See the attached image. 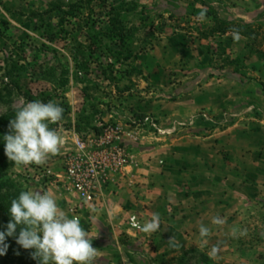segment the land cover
I'll list each match as a JSON object with an SVG mask.
<instances>
[{"label": "rangeland", "instance_id": "obj_1", "mask_svg": "<svg viewBox=\"0 0 264 264\" xmlns=\"http://www.w3.org/2000/svg\"><path fill=\"white\" fill-rule=\"evenodd\" d=\"M112 7L119 10L111 13ZM215 7L210 0H0V118L15 116L24 103L34 100L53 101L64 110L62 119L50 125L61 138L57 153L41 165L10 163L7 177L25 190L48 192L62 210L66 199L61 203L54 189L69 191L62 155L72 150L74 133L118 123L125 133L123 143H137L143 137L140 123L150 124L157 135L186 127L221 131L231 126L233 115L196 112L161 130L149 113L153 101L191 94L210 77L232 75L238 83L255 81L264 91V22L246 26L228 21ZM115 16L127 32L121 44L109 35L108 23ZM225 27L245 37L246 47L213 38ZM161 58L165 63L170 59L166 68L159 64ZM128 152L129 166L135 168V157ZM251 170L249 180L255 182L256 166ZM123 184L129 190L128 182ZM140 184L131 190L137 202ZM75 199V216L83 222L96 206L78 210ZM263 207L264 196L255 194L245 211L233 209V264H264ZM203 255L176 258L174 264H212Z\"/></svg>", "mask_w": 264, "mask_h": 264}, {"label": "crops", "instance_id": "obj_2", "mask_svg": "<svg viewBox=\"0 0 264 264\" xmlns=\"http://www.w3.org/2000/svg\"><path fill=\"white\" fill-rule=\"evenodd\" d=\"M210 4H216L222 19L246 26L264 22V0H210ZM217 37L227 44L247 45V39L235 32L215 33L213 38ZM165 60L158 61L164 68L170 59ZM205 81L191 94L153 101L149 113L155 115L154 127L166 130L172 120L183 121L196 112L233 115L231 126L221 131L186 127L157 135L151 133L150 124L140 123L143 137L124 143L137 165L114 177L92 215L81 222L96 249L93 264H149L147 259H153L152 264H174L176 258L191 259L200 253L212 264H233L237 254L231 233L237 218L233 209L240 207L242 213L255 194L264 196V142L258 141L264 138V91L259 83H238L232 75ZM125 181L131 189L122 188ZM137 183H142L138 202L131 191ZM54 190L61 203L68 202L62 211L72 217L74 195L64 188ZM153 213L160 216L156 231L144 233L130 226L131 217L143 225ZM201 227L207 232L202 234Z\"/></svg>", "mask_w": 264, "mask_h": 264}, {"label": "clouds", "instance_id": "obj_3", "mask_svg": "<svg viewBox=\"0 0 264 264\" xmlns=\"http://www.w3.org/2000/svg\"><path fill=\"white\" fill-rule=\"evenodd\" d=\"M238 38V37H237ZM63 108L53 101H28L9 120L8 131L0 136L4 155L18 167L41 165L57 153L61 138L50 127L62 119ZM9 221L0 231V256L8 245L6 237H15L20 248L31 249L37 264H93L96 249L78 216L69 218L48 192L22 190L11 199ZM160 216L153 213L143 225L144 233L159 228ZM201 233L207 229L201 227Z\"/></svg>", "mask_w": 264, "mask_h": 264}, {"label": "built area", "instance_id": "obj_4", "mask_svg": "<svg viewBox=\"0 0 264 264\" xmlns=\"http://www.w3.org/2000/svg\"><path fill=\"white\" fill-rule=\"evenodd\" d=\"M124 134L118 123L104 124L98 132L74 133L72 150L62 155V163L66 187L76 198L78 210L93 209L114 177L130 165L132 156L123 143ZM75 212L70 211L72 216ZM130 226L137 227L133 217Z\"/></svg>", "mask_w": 264, "mask_h": 264}, {"label": "trees", "instance_id": "obj_5", "mask_svg": "<svg viewBox=\"0 0 264 264\" xmlns=\"http://www.w3.org/2000/svg\"><path fill=\"white\" fill-rule=\"evenodd\" d=\"M119 9L117 7H112L110 9L111 13H116ZM119 18L117 16L110 19L109 25V35L112 38H117V43L121 44L124 37L126 36V31L122 27H119ZM225 23H220L224 25ZM231 28L218 29L215 32L220 34H225L232 32ZM14 115L3 116L0 118V136H3L8 131V123L10 119H13ZM99 129L95 130L98 132ZM13 162L9 161L4 155L3 143H0V214L2 227L0 231L4 230L5 225L9 221L7 209L10 206V201L16 198L20 191L25 190L19 183L7 177L6 168L9 164ZM5 244L8 245L7 250L3 256H0V264H37V261L32 259V250H25L20 248L19 245L15 243V237H6Z\"/></svg>", "mask_w": 264, "mask_h": 264}]
</instances>
